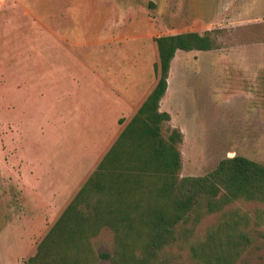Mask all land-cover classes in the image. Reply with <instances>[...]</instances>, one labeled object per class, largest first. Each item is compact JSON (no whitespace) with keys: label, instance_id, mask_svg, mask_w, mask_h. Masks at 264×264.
<instances>
[{"label":"rangeland","instance_id":"obj_1","mask_svg":"<svg viewBox=\"0 0 264 264\" xmlns=\"http://www.w3.org/2000/svg\"><path fill=\"white\" fill-rule=\"evenodd\" d=\"M187 32L211 33L215 48L178 51L171 65L163 111L187 135L181 176H204L235 155L264 165V0H0V264L37 253L157 85L156 39ZM241 48L260 72L245 117L239 94L234 110L219 112L230 85L222 66L232 58L240 69ZM263 208L239 201L189 221L186 242L158 264H197L192 245L233 213L247 237L236 264H264ZM93 245L112 255L114 233L102 230Z\"/></svg>","mask_w":264,"mask_h":264},{"label":"trees","instance_id":"obj_2","mask_svg":"<svg viewBox=\"0 0 264 264\" xmlns=\"http://www.w3.org/2000/svg\"><path fill=\"white\" fill-rule=\"evenodd\" d=\"M156 42L157 85L24 264L164 263L167 249L186 242L181 228L189 221L198 224L239 201L264 205V165L245 156L226 157L204 176H181L184 136L179 129H165L171 116L160 111V103L177 52L209 51L215 42L211 33L196 32ZM225 218L192 245L197 264H236L247 237L238 229V213ZM256 219L264 220V208ZM104 229L114 233L112 255L94 249L93 239Z\"/></svg>","mask_w":264,"mask_h":264},{"label":"crops","instance_id":"obj_3","mask_svg":"<svg viewBox=\"0 0 264 264\" xmlns=\"http://www.w3.org/2000/svg\"><path fill=\"white\" fill-rule=\"evenodd\" d=\"M231 49L233 50L234 47H232ZM241 50L244 52V54L241 57L242 66L240 69L235 68V65L233 63L232 58H230V59L225 58L224 64L222 63L223 64V66H222L223 70L221 73L222 79L224 77L225 82L226 83L230 82L229 83L230 85L228 87V90H225V91L221 90V99L223 101V104L225 102H227V103L224 105H220L219 112H221V111L224 113L230 112V111H226V106L227 105L233 106L234 97L238 96V94H239V96H241L245 100L243 105H245L246 108L244 107L245 110L241 109L242 115L245 117V116H247V108H248L249 103L252 101V98H256V97H257V99L260 98V94L255 92V89L256 90L259 89L258 88L259 87V83H258L259 78L258 77H259L260 72H259V65H258L259 63L257 64V60L256 59L253 60V59L249 58V57H252L250 54H245L246 52H250L249 47L246 46V48H245L246 52L242 48H241ZM227 64H229V67H227ZM237 80H240L243 83L241 86V90L237 91L238 93H236V90L234 89L235 83L238 82ZM238 83H240V82H238ZM167 92H168V90H167ZM167 92H166V94H167ZM164 99H165V97L162 99V101L160 103V111L169 113L171 116V119L167 123H169L171 125L172 129H179L182 132L184 138H183V142L181 145L183 146V144L187 141V135L180 126H178L174 123L175 122L174 115L169 111H163V100ZM169 101H171V100H169ZM143 103L140 105V107L143 105ZM232 106L230 108L234 110V106L233 107ZM140 107L138 108V110L140 109Z\"/></svg>","mask_w":264,"mask_h":264}]
</instances>
